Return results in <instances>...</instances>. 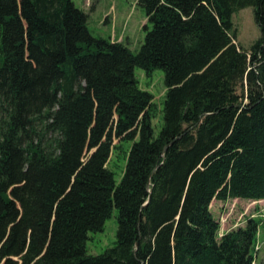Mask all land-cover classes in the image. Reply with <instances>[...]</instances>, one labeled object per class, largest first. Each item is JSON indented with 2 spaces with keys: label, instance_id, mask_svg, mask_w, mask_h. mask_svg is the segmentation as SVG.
<instances>
[{
  "label": "trees",
  "instance_id": "trees-1",
  "mask_svg": "<svg viewBox=\"0 0 264 264\" xmlns=\"http://www.w3.org/2000/svg\"><path fill=\"white\" fill-rule=\"evenodd\" d=\"M139 4L134 54L73 0H25L29 59L15 0H0V264L254 263L264 216L220 237L211 205L264 200V0ZM248 7L261 37L245 51L232 18ZM136 68L165 74L157 137ZM115 211V246L89 255Z\"/></svg>",
  "mask_w": 264,
  "mask_h": 264
},
{
  "label": "rangeland",
  "instance_id": "rangeland-1",
  "mask_svg": "<svg viewBox=\"0 0 264 264\" xmlns=\"http://www.w3.org/2000/svg\"><path fill=\"white\" fill-rule=\"evenodd\" d=\"M76 6L89 14V29L95 37L111 38L114 42H122L134 53L137 54L144 42L146 36L145 27L148 23L145 10L140 6L139 0H73ZM17 11L20 15L21 24L24 31L26 43V54L30 59V27L31 22L26 12L25 0H15ZM234 29L237 33L236 43L245 51H249L251 46L261 37V31L256 24L254 10L252 7L242 9L233 15ZM151 27V26H149ZM1 62V55H0ZM136 77L140 83L141 89L150 92L154 96L153 101V129L155 137H157L164 124V102L166 100L165 74L162 70H156L150 77L140 69L135 70ZM239 93L242 90H238ZM40 130V129H39ZM49 135L48 139H51ZM118 140L115 144H118ZM132 146L126 143L124 150ZM110 169L115 174V180L120 183L126 167V159L124 154L115 151L109 164ZM228 201V200H227ZM222 202V201H221ZM234 207V208H233ZM211 210L216 219H220L222 215L227 217V213L231 212L228 218L227 227L234 228V225L240 221L243 213L248 211L250 215H258V218L264 214V201L257 203L253 201L240 200L224 203H213ZM248 214V215H249ZM118 212L115 211L113 216L107 220L104 230L98 233H90V240L87 243V251L89 255H101L108 249L115 246L117 241V222ZM248 216H245V220ZM246 223L244 224V226ZM262 234L259 240L264 241V226L260 228ZM260 258L256 264H264V247L261 249ZM261 251H257L255 256L259 257Z\"/></svg>",
  "mask_w": 264,
  "mask_h": 264
},
{
  "label": "built area",
  "instance_id": "built-area-1",
  "mask_svg": "<svg viewBox=\"0 0 264 264\" xmlns=\"http://www.w3.org/2000/svg\"><path fill=\"white\" fill-rule=\"evenodd\" d=\"M248 214H249L248 211H246V213L244 212L243 215L240 218V221L234 225V228H228L227 227L228 218L231 216V212H228L226 214L227 217H225V215H222L220 217V220H219V222H220V237H222L225 233H228V232L232 231L233 229H236L239 226L243 225L244 224L243 219H245V216H250V217H252L254 219L258 218V215L257 214L256 215H254V214H252V215L249 214L248 215ZM260 234H261V231H260V228H259L258 234H257V237L258 238H259ZM263 247H264V243L258 241L257 246H256V250L257 251H261V249ZM253 264H256V261Z\"/></svg>",
  "mask_w": 264,
  "mask_h": 264
},
{
  "label": "crops",
  "instance_id": "crops-1",
  "mask_svg": "<svg viewBox=\"0 0 264 264\" xmlns=\"http://www.w3.org/2000/svg\"><path fill=\"white\" fill-rule=\"evenodd\" d=\"M231 200V199H230ZM230 200H228V201H226V202H229ZM239 200H241V199H234V201H239ZM247 201H249V200H247ZM264 201V200H263ZM226 202H221V201H214L213 202V206H214V204L215 203H224V204H226ZM214 214V213H213ZM261 253H262V251L260 252V254H259V257L258 258H260V255H261ZM264 258V256L263 257H261V260Z\"/></svg>",
  "mask_w": 264,
  "mask_h": 264
}]
</instances>
